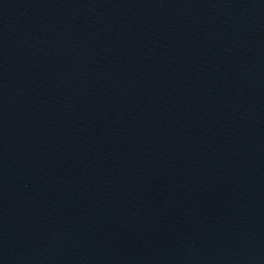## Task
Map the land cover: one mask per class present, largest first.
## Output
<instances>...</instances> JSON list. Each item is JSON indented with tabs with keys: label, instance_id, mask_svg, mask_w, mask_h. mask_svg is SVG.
Segmentation results:
<instances>
[{
	"label": "water",
	"instance_id": "obj_1",
	"mask_svg": "<svg viewBox=\"0 0 264 264\" xmlns=\"http://www.w3.org/2000/svg\"><path fill=\"white\" fill-rule=\"evenodd\" d=\"M0 264H264V0H0Z\"/></svg>",
	"mask_w": 264,
	"mask_h": 264
}]
</instances>
